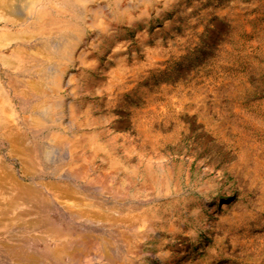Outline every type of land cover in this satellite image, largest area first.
Listing matches in <instances>:
<instances>
[{
  "label": "rangeland",
  "instance_id": "rangeland-1",
  "mask_svg": "<svg viewBox=\"0 0 264 264\" xmlns=\"http://www.w3.org/2000/svg\"><path fill=\"white\" fill-rule=\"evenodd\" d=\"M12 2L0 264H264V0Z\"/></svg>",
  "mask_w": 264,
  "mask_h": 264
},
{
  "label": "bare ground",
  "instance_id": "bare-ground-1",
  "mask_svg": "<svg viewBox=\"0 0 264 264\" xmlns=\"http://www.w3.org/2000/svg\"><path fill=\"white\" fill-rule=\"evenodd\" d=\"M1 3L3 4V7H6V8L9 7V9L14 10V3L12 2V0H1ZM9 12H11V11L9 10ZM60 54H61V52H60ZM31 91H32V90L30 89V92H31ZM25 145H26V144H25ZM25 147H26V146H24V148H25ZM53 147H54L53 145H50V148H53ZM26 148H27V147H26ZM19 149H20V151H23L21 148H19ZM25 150H26V149H25ZM27 150H28V149H27ZM29 150H30V149H29ZM29 150H28V151H29ZM17 151H18V150H17ZM49 151H50V149L47 150L45 153H48ZM18 152H19V151H18ZM29 152H30V151H29ZM31 152H32V151H31ZM28 156H30V155H28ZM24 163H28V162L25 161ZM63 173H64V174H63ZM62 174H63L64 176L68 177V179H69V178L77 179V178H76V174L73 173V172H71V171H67V170H66V171L62 172ZM77 175H78V173H77ZM60 177H61V176H60ZM0 178H1V177H0ZM62 178H63V177H62ZM7 179L10 181L9 183L11 184V186H12V185H13V186H16V188L19 186V189H20V190H22V189L25 190L24 188H25L26 186L23 187L22 182H19V181L16 180L14 177H12V176H7ZM75 181H76V180H75ZM70 182H71V181H70ZM70 182H69V183H70ZM73 182H74V181H73ZM53 183H54V182H53ZM35 184H36V183H35ZM45 184H46V183H45ZM47 184H48V183H47ZM54 184H55V183H54ZM54 184H53V185H54ZM33 185H34V184H33ZM56 185H57V184H56ZM27 186H28V185H27ZM37 186H38V185H37ZM54 186H55V185H54ZM68 186H69V184H68ZM73 186H74L73 184L70 186V187H72L71 190H72V189H73V190L76 189V188L74 189ZM28 187H29V186H28ZM28 187H26V189H28V191H29V188H28ZM50 187H52V184L50 185ZM55 187H56V186H55ZM8 188H9V187H8ZM52 188H53V187H52ZM56 188H57V187H56ZM54 189H55V188H54ZM66 190H68V192H69V194H70L71 191H69V189H66ZM30 191L33 192V190H30ZM61 191H62V190H61ZM76 191H78V190H76ZM24 192L26 193L27 190L24 191ZM62 192H63V191H62ZM65 192H66V191H65ZM68 192H66V193H68ZM25 193H23V195H24ZM78 193H79V192H78ZM19 194H20V193H19ZM71 194H72V193H71ZM67 195H68V194H67ZM67 195H66V196H67ZM66 196H65V197H66ZM68 196H69V195H68ZM71 196H72V195H70L69 198L66 197L67 200H68V199H71V198H70ZM65 197H64V199H65ZM72 197H73V199H71V201L73 202V200H74V203H73V204L70 203L71 205H73V206L76 205V204H75L76 202H77V204H78V203H79L78 200H80V204H81V199H79L80 197H79V198H78L77 196H72ZM74 197L78 198V200H77V199L75 200ZM65 201H66V200H65ZM49 203H50V201H49ZM63 204H64V203H63ZM65 204H67V203H65ZM70 204H69V205H70ZM80 204H79V206H80ZM81 205H83V204H81ZM63 206H64V205H63ZM77 206H78V205H76L75 208H76ZM79 206H78V208L81 207V206H80V207H79ZM85 206H86V205H85ZM48 207H49V206H48ZM65 207H66V206H65ZM69 207H70V206H69ZM50 208H52V206H50ZM59 208H60V207H59ZM78 208H77V209H78ZM38 209H39V208H38ZM38 209H37V210H38ZM73 210L75 211V209H73ZM82 210H83V209H82ZM84 210H86V209H84ZM84 210H83V211H84ZM87 211H89V210H86V212H87ZM90 212H91V211H90ZM92 212H93V211H92ZM82 214H83V213H82ZM83 215H84V214H83ZM18 218H19V217H18ZM15 228H16V227H15ZM13 236H14V235H13ZM10 237H11V236H10ZM14 238H15V237H14ZM12 239H13V237H12ZM15 239H16V238H15ZM18 240H20V239H18ZM21 240H23L22 242H24V239H21ZM8 243H9V242H8ZM25 243H26V241H25ZM79 243H80V242H79ZM97 244H98V243L95 242V245L92 244V245L89 246V247H86V246H85V249H86V250H85V253H81V252H79V251H81V249H80L79 251H77V253L81 254L82 256H86V257H87V255H89L88 253H91V254L93 253L92 250H93L94 248L97 247V246H96ZM14 245H15V244H14ZM16 245H17V244H16ZM78 245H79V244L76 242V249H79V248H80V247L77 248ZM11 246H13V245H11ZM19 246L22 247V245H19ZM80 246H81V245H80ZM6 247H7V244H6ZM8 247H10V246L8 245ZM13 247L15 248V246H13ZM26 247H27V246H26ZM81 247L84 248L83 245H82ZM16 249H17V247H16ZM16 249H15V250H16ZM103 249H104V246H103ZM11 250H14V249L12 248ZM23 250H24V249H23ZM5 251H6V249H5ZM9 251H10V249H8V252H9ZM19 251H20V250H19ZM72 251H73V250H72ZM11 252H12V251H11ZM11 252H10V253H11ZM29 252H30V251H29ZM29 252H28V254H29ZM70 252H71V251H70ZM74 252L76 253V250H75ZM26 253H27V252H26ZM31 253H32V252H31ZM37 253H39V252H37ZM37 253H34V254L36 255ZM34 254H30V255H32V256H30V257H29V255L26 256L27 258L24 257V260L26 259L25 264H35V263H38V260H39V258H41V257H39V256H38L39 254H38L37 256H38L39 258H34V256H33ZM50 254H54V253H50ZM50 254H49V255H50ZM16 255H18V254L16 253ZM22 255H23V254H22ZM25 255H26V254H25ZM43 255H45V254H43ZM43 255H42V256H43ZM73 255H74V254H72V252H71V254H70V258H72ZM18 256H19V255H18ZM23 256H24V255H23ZM51 256H52V255H51ZM13 257H14V256H13ZM19 257H20V258H18V257H17V258L21 260L22 256H19ZM79 257H80V256H79ZM33 258L36 259L37 261L32 260ZM13 259H14V258H13ZM72 259H74V258H72ZM15 260H17V259H15ZM41 260H43V259L41 258ZM41 260H40V262H41ZM16 262H17V261H16ZM22 263H23V261H22Z\"/></svg>",
  "mask_w": 264,
  "mask_h": 264
}]
</instances>
